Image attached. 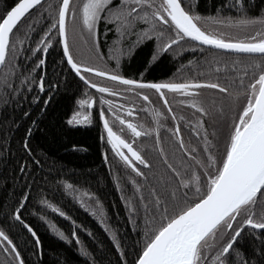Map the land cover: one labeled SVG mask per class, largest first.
I'll use <instances>...</instances> for the list:
<instances>
[{
	"label": "snow or ice",
	"instance_id": "1",
	"mask_svg": "<svg viewBox=\"0 0 264 264\" xmlns=\"http://www.w3.org/2000/svg\"><path fill=\"white\" fill-rule=\"evenodd\" d=\"M36 7H42V0H11V4L5 0L0 3V9H3L0 10V65L6 69L0 82V89L3 90L0 96L5 107L10 96L19 97L22 104L25 91L30 94L33 87L40 92L45 90V76L40 75L38 79L33 76L36 68L45 64L43 57L36 61L30 71L19 73L18 84L9 82V77L14 76L18 68L24 67L9 63L10 54L18 56L21 51H27L24 42L28 35L21 36L17 30L23 19L27 18L29 10H35ZM229 7L236 10L238 15L223 16L222 13ZM47 11L48 16L44 19L51 23L30 50L33 53H46L55 35L62 45L63 57L70 70L87 86L85 92L88 88L97 90L100 104L108 105L107 109L101 107L99 118L103 121L106 141L114 156L136 177H145V172L136 162L146 168L152 166L134 143L125 138L123 132L126 126L133 139L142 134L154 136V145L158 146L157 151L164 165V171L158 177L161 187L159 190L151 188L149 199H146L137 179L129 177L136 192L133 194L135 202L128 198L126 207L128 219L139 238L133 243V254L129 260L116 235L111 234L122 264H264V13L248 15L246 0H233L232 5L221 4L216 10L217 14L209 16L197 12L191 0L187 3L182 0H82L79 10L71 0H59L55 8L52 4L47 5ZM70 17L74 32L75 22L79 19V40L87 46L88 59H78L73 51L74 47L76 52L80 48L75 38L71 43L69 41ZM39 22L34 19L28 24V29L31 30L32 24ZM101 22L104 24L105 36H113L107 57L101 51ZM222 28L252 31L254 35L233 38L230 32L226 35L221 31ZM185 38L200 42L193 43L195 47L208 45L221 50H235L237 53L259 54L261 59H253L251 63L238 66L236 62L221 64L214 58L209 63V71L214 65L215 71H222L229 83H221L218 79L145 81L121 75L104 64L105 59L119 63L123 56L132 54L145 41H156L153 53L156 55L171 51L178 43L185 42ZM249 72L252 74L249 75ZM90 76L99 79L93 80ZM106 81L116 82L121 88L106 86ZM206 88L222 95L219 99L206 101L202 95V90ZM146 90L158 93L170 119L176 122L168 132L178 146V154L174 150L170 157L163 147L160 129L164 112L156 110L155 126L142 133L141 129L145 126L135 122L137 113L134 105L120 102V97L127 98L129 94H136L144 102H150ZM165 90L180 94L183 97L180 103L195 110L194 119L188 121L187 127L202 143L189 146L185 142L180 124L185 118L178 117L173 111ZM104 94H111L117 99L105 101ZM38 100L39 96H34L30 103ZM92 102L91 97L79 101L81 105ZM13 107L15 109V102ZM115 109H119V114ZM126 111L128 117L124 115ZM106 113L111 114V121ZM29 114L30 110L20 113L22 117ZM117 120L121 126L119 131L114 130L113 126ZM210 120L213 122L211 132L208 128ZM220 121H226V131L215 126ZM68 122L87 123L89 118L81 115L75 121L69 119ZM17 123L13 119L9 126L14 127ZM23 147L31 152L27 137ZM104 159L108 160L107 153ZM33 164L39 168L40 160L34 159ZM30 167L32 165L25 161L20 165L21 173ZM64 186L72 187L67 181ZM30 195V191H25L19 198L18 206L10 210L13 219H22L21 209ZM41 203L61 216L67 215L56 203L46 198L41 199ZM92 211L95 215L96 210ZM141 223L142 230L137 227ZM25 225L39 245L35 230L26 222ZM246 231L259 241L252 245L251 255L236 248ZM58 234L67 239L63 232ZM71 235L79 244L76 232L73 231ZM80 251L88 255L85 249L81 248ZM0 253L4 257L0 264H25L17 244L2 228Z\"/></svg>",
	"mask_w": 264,
	"mask_h": 264
},
{
	"label": "trees",
	"instance_id": "2",
	"mask_svg": "<svg viewBox=\"0 0 264 264\" xmlns=\"http://www.w3.org/2000/svg\"><path fill=\"white\" fill-rule=\"evenodd\" d=\"M3 2L5 0H0V3ZM6 2L11 4V0ZM182 2L187 3L188 0ZM58 3L59 0H44L42 7H36L26 14L27 18L23 19L17 31L21 36L27 33L28 39L24 42L27 51H21L18 56L10 54L9 63L24 66L23 69L18 68L14 76L9 77L10 83L18 84L21 71L28 72L36 65L37 60L42 57L45 59V64L37 67L33 73L37 79L40 75L45 76V90L40 92L33 87L30 94L25 91L22 94L24 97L22 104L19 97L10 96L7 107L0 96V228L17 244L25 264H122V258L115 248L111 234L116 235L129 260L133 254L131 252L133 243L139 238V234L134 231V225L128 219L126 207L128 198L135 202L133 194L136 190L129 177L137 179L146 199H149L150 189L156 187L159 190L161 187L158 177L164 171V165L157 151L158 146L154 145V136L142 134L141 137L133 139L126 126L123 132L125 138L134 143L150 160L152 166L146 168L136 162L145 172V177H136L135 173L114 156L106 141L103 121L99 118L101 107L107 108L105 105H98L99 97L95 89L88 88L85 92L87 86L70 70L55 35L46 53L43 51L33 53L30 50L51 23L50 20L44 19L48 16L47 5L52 4L55 8ZM81 3L82 0H78L77 10ZM191 3L195 5L197 12L209 16L216 15V10L221 4L232 5L233 0H191ZM246 8L248 15H260L264 13V0H246ZM222 15L235 17L238 13L229 7ZM34 19L40 22L32 24V29L29 30L28 24ZM99 34L101 51L107 57L113 36L112 34L105 36L103 22L99 25ZM193 43L185 38V42L178 43L171 51L153 55L156 46L153 39L138 45L132 54L123 56L119 63L116 60L105 59L104 64L121 75L145 81L184 82L191 79H218L221 83H229L222 71L219 73L215 71L214 65L209 71V63L214 58L221 64L231 65L236 62L238 66L251 63L253 59H261L259 55L222 52L204 46L195 47L192 46ZM188 61L192 63L189 64ZM5 71V67L2 66L0 82ZM251 74L249 72V75ZM247 82L246 80L245 83ZM2 91L0 89V92ZM146 91L150 102H144L141 98L139 102H134L137 113L135 122L145 126L141 129L143 133L147 128L155 126V111L164 112L165 117L161 118L160 129L163 147L170 157L174 150L178 154V146L168 132L176 122L170 119L158 93L154 90ZM165 92L173 111L178 117L185 118L180 121L185 142L189 146L202 143L187 127L188 121L194 119L195 110L180 103L183 98L180 94L168 90ZM202 95L206 101H211L214 98L219 99L222 94L206 88L202 90ZM34 96H39V100L30 103ZM87 97L93 98L89 122L82 125L69 123L78 102ZM13 102L16 104L15 109ZM29 110V116L20 115L21 111ZM106 115L111 121V114ZM13 119L18 123L10 127ZM225 125L226 121H220L215 126L226 131ZM113 126L114 130H120L118 120ZM212 127L213 122L210 120L208 121L210 132ZM25 137L28 139L31 152L23 147ZM105 153L108 156L107 161L104 159ZM34 159L40 160L39 168L33 164ZM25 161L32 167L25 168L22 174L20 165ZM65 181L72 187L66 188ZM25 191H30L31 195L21 209L22 219L17 221L12 218L10 210L18 206L19 198ZM43 198L56 203L67 215L61 216L47 208L41 203ZM93 209L96 210L95 215ZM25 222L37 233L39 245L28 232ZM137 227L142 230V223ZM73 231L79 237V244L71 235ZM59 232H63L67 239L62 238ZM258 243L254 235L246 231L236 244V248L243 249L251 255L252 245ZM81 248L87 251V256L81 253ZM3 259L0 253V260Z\"/></svg>",
	"mask_w": 264,
	"mask_h": 264
},
{
	"label": "rangeland",
	"instance_id": "3",
	"mask_svg": "<svg viewBox=\"0 0 264 264\" xmlns=\"http://www.w3.org/2000/svg\"><path fill=\"white\" fill-rule=\"evenodd\" d=\"M71 3L74 4V5H77L78 7V0H71ZM75 27H76V31L74 32L73 31V21L71 20V17L69 18V41L70 43L73 41V39L75 38V40L77 41V44L79 45V48H80V51L79 52H76V48L74 47L73 48V51L74 53H76V56L78 59H88V53L86 51V48L87 46L84 45L82 42H80L79 40V19L77 18V21L75 22ZM221 31H224L225 34L227 35L229 32L231 33V36L233 38L235 37H238V36H244V37H247V36H253L254 33L252 31H248V32H242V31H239L237 29H221ZM79 57H82V58H79ZM90 78H92L93 80H96V79H99L98 77H94V76H90ZM106 86H109V87H114V88H121V85H119L118 83L116 82H112V81H106ZM97 93V96L99 97L100 96V93L95 90ZM105 96V101L109 100V99H117L116 97H113L111 94H104ZM89 97L85 98V99H88ZM120 102L121 104H124V103H132L133 105L135 104L134 102H139L140 99L138 97V95L136 94H129L127 96V98L125 97H120ZM98 105H100V100L98 99ZM103 105H105L106 108H108V105L107 103H104ZM136 107V105H134V108ZM118 114H119V109H115ZM75 114H78V115H72L70 119H72L73 121H75L76 119L80 118L81 115L83 116H87L88 118H90V104H86V105H81L79 102L77 104V108L74 112ZM124 115L126 117H128V113L127 111L124 113ZM73 124H77V125H82L84 123H75L73 122Z\"/></svg>",
	"mask_w": 264,
	"mask_h": 264
},
{
	"label": "water",
	"instance_id": "4",
	"mask_svg": "<svg viewBox=\"0 0 264 264\" xmlns=\"http://www.w3.org/2000/svg\"><path fill=\"white\" fill-rule=\"evenodd\" d=\"M44 0H42V2H43ZM32 9H30L29 10V12L31 11ZM187 39H189V40H191V38H187ZM194 43H196V44H199L200 42H194ZM61 47H62V45H61ZM204 47H207V48H211V49H214V50H219V51H222V52H228V53H236V54H245V53H237L235 50H221V49H217V48H215V47H213V46H208V45H204ZM62 51H63V49H62ZM246 55H250V54H246ZM251 55H259V54H251ZM65 60H66V58H65ZM2 66L3 65H0V69L2 68ZM69 66V65H68ZM70 67V66H69ZM76 76H78L77 74H76ZM78 78L80 79V77L78 76ZM81 80V79H80Z\"/></svg>",
	"mask_w": 264,
	"mask_h": 264
}]
</instances>
